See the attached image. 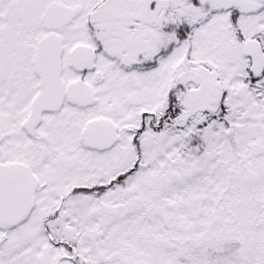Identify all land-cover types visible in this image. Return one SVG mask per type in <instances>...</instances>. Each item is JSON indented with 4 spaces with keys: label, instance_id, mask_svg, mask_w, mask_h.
<instances>
[{
    "label": "snow or ice",
    "instance_id": "6c2138e0",
    "mask_svg": "<svg viewBox=\"0 0 264 264\" xmlns=\"http://www.w3.org/2000/svg\"><path fill=\"white\" fill-rule=\"evenodd\" d=\"M0 264H264V0H0Z\"/></svg>",
    "mask_w": 264,
    "mask_h": 264
}]
</instances>
